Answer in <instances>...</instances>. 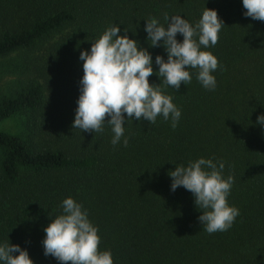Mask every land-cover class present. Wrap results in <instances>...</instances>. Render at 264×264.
Here are the masks:
<instances>
[{"label":"trees","instance_id":"16d2710c","mask_svg":"<svg viewBox=\"0 0 264 264\" xmlns=\"http://www.w3.org/2000/svg\"><path fill=\"white\" fill-rule=\"evenodd\" d=\"M206 7L224 21L208 49L220 65L216 87L205 89L190 69V84L164 88L181 110L175 129L162 116L127 119L125 147L123 137L113 146L107 122L102 133L72 128L82 50L116 25L158 71L155 57L167 52L163 42L150 46L147 20L167 27L165 14H179L194 26ZM245 11L242 0H0V56L15 52L0 121L19 120L13 131L0 128V243L18 244L34 264H62L42 241L72 197L114 264H264V22ZM156 71L150 83H161ZM201 157L234 176L228 202L240 214L227 231L207 233L192 193L171 190L169 171Z\"/></svg>","mask_w":264,"mask_h":264},{"label":"clouds","instance_id":"9594fccd","mask_svg":"<svg viewBox=\"0 0 264 264\" xmlns=\"http://www.w3.org/2000/svg\"><path fill=\"white\" fill-rule=\"evenodd\" d=\"M242 3L246 17L264 22V0H242ZM164 20L167 27L155 17L145 25L150 46L163 42L167 52V60L161 55L155 57L158 71L153 68L148 49L140 47L127 34L121 35L116 25L108 27L92 43L90 51L80 52L84 75L72 128L102 133L107 122L114 133L113 146L123 137L126 147L127 119L154 124L162 116L165 121H171L173 129L177 127L181 110L172 96L165 94L164 88L178 90L182 83L190 84V69H197L196 78L205 89H215L217 82L213 73L220 65L208 49L218 43L224 26L217 10L206 7L194 26L179 14L171 17L165 14ZM177 34L183 36L182 41L177 39ZM154 71L161 79L159 84L149 81ZM257 123L264 125V114L257 117ZM224 168L223 161L217 164L201 157L186 167L177 165L169 171L171 190L182 186L192 193L196 207L202 210L198 220L209 234L227 231L240 214L228 202L234 176L229 174L225 178ZM62 209V214L52 218L44 228V255L53 256L62 264H114L111 250H100L99 229L90 221L83 205L68 197L62 201ZM0 264H34V261L26 249L6 241L0 243Z\"/></svg>","mask_w":264,"mask_h":264},{"label":"rangeland","instance_id":"374dc122","mask_svg":"<svg viewBox=\"0 0 264 264\" xmlns=\"http://www.w3.org/2000/svg\"><path fill=\"white\" fill-rule=\"evenodd\" d=\"M15 61V52L0 56V94H8L15 84V72L11 71V64ZM19 126L17 117H10L0 121V128L13 131Z\"/></svg>","mask_w":264,"mask_h":264}]
</instances>
